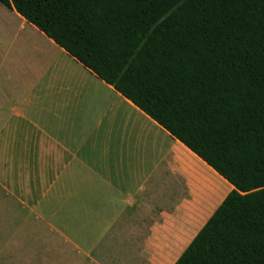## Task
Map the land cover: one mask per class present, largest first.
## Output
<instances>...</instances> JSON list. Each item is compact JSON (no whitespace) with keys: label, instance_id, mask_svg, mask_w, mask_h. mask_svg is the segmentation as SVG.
I'll return each mask as SVG.
<instances>
[{"label":"crops","instance_id":"obj_1","mask_svg":"<svg viewBox=\"0 0 264 264\" xmlns=\"http://www.w3.org/2000/svg\"><path fill=\"white\" fill-rule=\"evenodd\" d=\"M3 23L0 264L175 262L228 194L205 182L224 179L0 4ZM21 220L46 233L17 257Z\"/></svg>","mask_w":264,"mask_h":264},{"label":"trees","instance_id":"obj_2","mask_svg":"<svg viewBox=\"0 0 264 264\" xmlns=\"http://www.w3.org/2000/svg\"><path fill=\"white\" fill-rule=\"evenodd\" d=\"M0 4L212 168L216 199L232 188L173 264H264V0Z\"/></svg>","mask_w":264,"mask_h":264},{"label":"rangeland","instance_id":"obj_3","mask_svg":"<svg viewBox=\"0 0 264 264\" xmlns=\"http://www.w3.org/2000/svg\"><path fill=\"white\" fill-rule=\"evenodd\" d=\"M7 24L3 23V26L0 28V36H4L7 29ZM12 25H15L13 22ZM232 188L229 189V191ZM228 191V192H229ZM38 222L34 221H20L18 224H12V228L10 231H8L6 234L13 235V238L18 241L16 244V247H14L16 256H25L27 254V246L33 245V249L38 251L39 247L41 249L42 241H43V234L46 233L42 230L40 227V224H37ZM10 235H8L10 237ZM41 243V244H40ZM174 260L172 261H157V262H140V263H134L132 262V257H126L125 262L118 263L113 262V264H173Z\"/></svg>","mask_w":264,"mask_h":264}]
</instances>
